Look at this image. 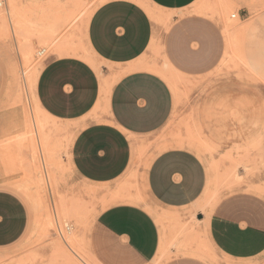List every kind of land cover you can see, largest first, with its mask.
I'll return each instance as SVG.
<instances>
[{"label": "rangeland", "instance_id": "obj_1", "mask_svg": "<svg viewBox=\"0 0 264 264\" xmlns=\"http://www.w3.org/2000/svg\"><path fill=\"white\" fill-rule=\"evenodd\" d=\"M106 1L19 0L21 7L37 8L50 20L58 16L62 23L54 44L34 33L28 54L11 27L9 33L0 30V186L18 192L31 213L26 235L0 249V264H108L112 246L121 247L97 224L104 206L97 189L74 174L75 127L37 111L30 82L35 69L62 56L55 50L61 42L77 56L90 53L88 23ZM244 6L252 8L250 16H244ZM145 7L155 14V33L140 66L156 67L174 94L169 122L152 135L154 149L182 147L201 157L214 187L210 200L224 188H251L256 181L264 191V0H198L181 11L160 10L148 1ZM195 15L212 25L198 35L191 23L183 35L172 37L177 26ZM44 47L47 53L39 55ZM210 50L214 57L196 64L194 54ZM95 61L102 72L109 67ZM210 200L182 209L150 206L163 251L148 264H264V254L232 260L216 251L207 235Z\"/></svg>", "mask_w": 264, "mask_h": 264}, {"label": "crops", "instance_id": "obj_2", "mask_svg": "<svg viewBox=\"0 0 264 264\" xmlns=\"http://www.w3.org/2000/svg\"><path fill=\"white\" fill-rule=\"evenodd\" d=\"M147 1L160 10L181 11L198 0ZM243 12L250 16L252 8L244 6ZM191 23L198 35L212 25L195 15L177 26L172 37L183 35ZM154 33V19L144 5L108 0L93 12L86 39L94 59L109 67L102 72L80 56H55L44 63L34 86L48 116L75 127L74 174L97 189L104 205L97 224L121 246H112L108 264L154 260L163 243L150 206L187 208L208 196L210 200L214 188L205 162L194 151L154 149L152 135L166 126L174 109V94L164 76L154 67L140 66ZM213 57L210 50L196 52L193 59L200 65ZM2 88L0 66V94ZM3 128L0 123V138ZM262 178L264 182V168ZM260 185L256 181L251 188H224L209 201L208 239L225 258L247 260L264 254V191L256 188ZM30 218L21 195L0 186V249L26 235Z\"/></svg>", "mask_w": 264, "mask_h": 264}, {"label": "bare ground", "instance_id": "obj_3", "mask_svg": "<svg viewBox=\"0 0 264 264\" xmlns=\"http://www.w3.org/2000/svg\"><path fill=\"white\" fill-rule=\"evenodd\" d=\"M75 1V0H74ZM142 5L145 6L147 0H134ZM28 3V2H27ZM37 5V4H36ZM82 7V6H81ZM98 7V6H97ZM79 8V7H78ZM203 8V7H202ZM205 8V6H204ZM207 8V7H206ZM80 9V8H79ZM200 9V8H199ZM209 9V8H208ZM207 9V10H208ZM147 10H149V13L152 15V17L155 18V14L152 10H150L149 7H147ZM95 11V10H94ZM76 13V11L74 12ZM207 13V12H206ZM73 14V13H72ZM71 14V15H72ZM211 15V14H210ZM213 15V14H212ZM219 15V14H218ZM222 15V14H221ZM74 16V15H72ZM71 16V17H72ZM233 17V16H232ZM239 20L237 14L234 16ZM46 18V19H45ZM57 19H49L48 17L42 16L39 13V9L37 8H24L20 6L19 0H6L5 5L3 8L0 9V30L4 31V33H9L10 27L13 30V32L18 36L19 38H23L22 47L23 52L25 54H28L33 49V40L32 36L34 33H38V37L41 41H43L45 44H54L55 37L61 30V22ZM48 19V20H47ZM71 19V18H69ZM90 21V20H89ZM155 21V20H154ZM167 22V21H166ZM224 22V20H223ZM89 24V23H88ZM12 32V31H11ZM227 34V33H226ZM230 34V33H229ZM230 36V35H229ZM22 41V40H21ZM38 42V41H37ZM40 43V42H39ZM21 46V45H20ZM74 48V47H73ZM76 48V47H75ZM79 48V47H78ZM56 52H58L60 55L63 54H70L73 53L74 55L78 54L77 51L71 49L66 42H61L55 46ZM82 50V49H81ZM3 51V50H2ZM47 48L44 47L40 50H38L39 55H45L47 53ZM81 52V51H80ZM11 53V52H10ZM80 57L85 58L86 60L90 61L91 63L95 64L96 67L100 70L99 66L95 63V59L92 55H90L89 51L88 53H82L80 54ZM26 58V57H25ZM59 58V57H58ZM167 65V64H166ZM44 64H42L41 68L35 69L31 75H30V82L32 85H35L36 80L38 78V75L40 73V70ZM153 67V66H152ZM156 68V67H155ZM157 70V69H154ZM158 71V70H157ZM159 72V71H158ZM161 74V72H159ZM162 76L164 74L162 73ZM173 76H171L172 78ZM168 79V78H167ZM175 79V78H174ZM177 79V78H176ZM173 81V79H172ZM176 82V81H174ZM173 82V84H175ZM172 85V84H171ZM173 86V85H172ZM176 87V86H175ZM36 100V109L37 111L43 112L45 115L48 116V114L40 107L38 104V101ZM42 113V114H43ZM46 138V137H45ZM47 140V138H46ZM187 141V140H186ZM174 143V142H173ZM178 143V142H176ZM187 143V142H186ZM163 146V145H162ZM180 146H183V144L180 143ZM187 146V145H186ZM196 148V147H195ZM257 188V187H256ZM260 189V188H259ZM69 227V226H68ZM69 231H71V228L69 227ZM210 256V255H209ZM210 263V262H209ZM211 264V263H210Z\"/></svg>", "mask_w": 264, "mask_h": 264}, {"label": "built area", "instance_id": "obj_4", "mask_svg": "<svg viewBox=\"0 0 264 264\" xmlns=\"http://www.w3.org/2000/svg\"><path fill=\"white\" fill-rule=\"evenodd\" d=\"M5 2H6V0H0V9L3 8V6L5 5Z\"/></svg>", "mask_w": 264, "mask_h": 264}]
</instances>
